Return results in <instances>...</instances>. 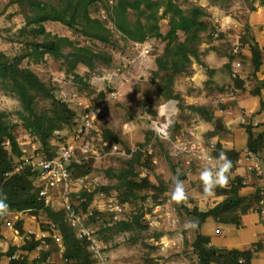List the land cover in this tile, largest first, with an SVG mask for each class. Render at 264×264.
Here are the masks:
<instances>
[{
  "label": "rangeland",
  "instance_id": "1",
  "mask_svg": "<svg viewBox=\"0 0 264 264\" xmlns=\"http://www.w3.org/2000/svg\"><path fill=\"white\" fill-rule=\"evenodd\" d=\"M16 1L0 0V51L12 60L26 55L29 51L19 31L26 26L27 17L32 15L27 3L19 4ZM40 1L59 6L62 0ZM173 1L187 13L193 7L203 9L208 17L205 18L208 24L211 27L214 25L212 33L200 34L197 44L198 51L202 54L201 61L216 71L211 82L205 84L209 77L194 58H191L189 73H181L174 78L173 90L183 102L182 111L179 110L178 100H166L162 97L159 79L163 74L158 72V75H154V72L158 71L156 58L165 52L166 42L158 38H149L143 43L123 40L107 13L108 9L116 5V0H99L90 9L92 18L100 20L111 33L110 44L92 40L57 22L44 23L45 30L52 35L68 37L76 45L89 46L95 52L106 51L112 55L111 65L100 66L95 72H90L82 64L77 66L75 73L83 78L86 85L73 74L65 73L66 63L63 60H55L46 55L39 63H33L27 57L22 61L23 67L28 66L43 83L54 89L57 99L65 102L77 113L70 126H63L55 131L49 150L58 154L62 148H66L75 164L90 165L92 168L89 174L81 176L83 182L80 184V190L91 194L94 192L92 201L86 210L82 207L84 199L77 200L73 197V202L80 212L81 224L89 227L92 238L100 242V247L107 257L102 264H147L148 261L150 264H198L193 247L197 232L185 230L183 227L185 221L193 220L188 210L197 207L200 211H208L225 199V196L217 193L215 197L205 199L202 194L199 173L206 164L202 157H214L212 152L215 148L210 149L211 142L215 145L220 143L221 150L232 148L239 152L240 162L237 159V167L230 174L229 183L238 176L243 178L244 187L240 190V195L245 198L242 206H249V212L258 214L261 225L257 230L264 229V163H256L254 159L245 161V155H248L246 144L240 147L234 141L235 138L231 139V135L224 136V131L236 135L242 129L245 130L247 125H243L241 119L250 115L258 123L252 128L253 131H264V88L256 100V96L252 94L256 88L261 87L260 81L264 79V58L262 66L254 74L249 50L252 41L243 45L241 40L248 35L255 39L260 48L264 47V5H261L260 0ZM133 13L129 12V19L135 21L136 16ZM161 13L162 10L158 15ZM169 20V15L159 20L163 34L169 30ZM183 39V33H179L175 41L178 43ZM238 45L241 63L237 62V54H233ZM244 50L248 51L249 55L245 56ZM230 55L234 56V60L229 70L226 64ZM237 64H241L240 75L234 78L231 74L237 69ZM197 69L201 70L202 74L197 72ZM239 77L243 81V89L237 85ZM239 100L241 101L237 106ZM165 104H168L167 108L174 109L171 115L166 110V116H170L172 121L169 139L166 140L160 139L153 132L149 122L150 118L164 119L165 116L160 115L159 110ZM189 105L208 107L213 112V121H205L187 108ZM34 106L37 113L50 112L52 108L51 101L40 96L36 98ZM148 109H156V115H149ZM94 110L99 111L97 119L90 116V112ZM0 112L5 113V121L11 127L24 155L36 157L44 154L38 137L24 128L20 118V113L23 112L20 100L1 84ZM87 121H90L91 126L80 132V128ZM105 131L116 134L121 142L111 144L106 141ZM212 133L217 134L213 139L209 137ZM146 135L149 141L142 146ZM4 145L6 150L10 151L8 140ZM113 145L118 148L114 150ZM149 148L152 151L150 154ZM135 155L138 160L135 165L137 178L148 176L155 185L159 184L168 189L160 194L158 202L152 197L154 192L150 190L137 192L136 199L127 197L126 202H121L119 198V195L124 194V190H112L108 194L95 192L101 186L117 184L118 180L110 177L107 170L116 172L126 168V161ZM249 166H259V173L251 172ZM176 177L184 181L189 196L188 202L183 204L182 208L171 200V189ZM142 212L144 214L141 223L146 225L147 229L134 226L127 231L117 230L118 222L131 220L135 214ZM14 214L16 212L8 211L0 222L2 239L10 246H22L30 238L36 240L35 236L43 231L47 232V235L52 234L48 230L50 226L43 212L21 213L20 220L14 219ZM250 215L244 220L243 228H238L235 224H228L233 225L232 227L227 226L208 218L201 225L199 232L209 237L212 247L237 249L238 239L243 241L239 233H249L250 237L256 234L254 225L248 224V221L257 220V216ZM4 219L15 223L16 228L22 221L23 233L17 234L8 229L4 226ZM66 224L71 227V222ZM71 228L76 234L77 229ZM216 230L221 232L216 233ZM156 232L161 233L160 238L152 237ZM46 244L43 249L49 250L50 261L60 264L62 258L55 249L57 244L47 240ZM0 249L3 252L7 250L5 245ZM17 253L28 260L38 255L34 251ZM259 257L261 260V255ZM9 261L8 257H4L0 264H9ZM258 263L257 260L254 264Z\"/></svg>",
  "mask_w": 264,
  "mask_h": 264
},
{
  "label": "trees",
  "instance_id": "2",
  "mask_svg": "<svg viewBox=\"0 0 264 264\" xmlns=\"http://www.w3.org/2000/svg\"><path fill=\"white\" fill-rule=\"evenodd\" d=\"M98 1L62 0L59 6L40 0L16 1L19 4L27 3L32 13L31 16L27 17L26 26L19 31V35L24 38L26 48L29 51L26 55L14 60L0 51V84L20 100L23 108L20 118L23 121L24 128L38 137L46 157L56 155L55 151L49 150L50 140L54 137L55 131L60 130L63 126H70L77 113L70 109L65 102L57 99L54 89L43 83L28 66L23 67L22 61L23 58L27 57L31 62L39 63L46 55L53 57L55 60H63L66 63L65 73L73 74L82 83L83 78L75 73L79 64L87 67L90 72H95L100 66L107 67L111 65L112 55L110 53L106 51L95 52L89 46L76 45L68 37L52 35L45 30L44 26L47 21L57 22L92 40L110 44L112 41L111 33L102 25L100 20L91 16L90 9ZM260 1L261 5H264V0ZM160 10H162V13L158 15ZM107 11L111 22L120 31L123 40L143 43L149 38H158L166 42L165 52L156 58L158 71L154 72V75H158V72L163 74L159 79L161 95L166 100H178L180 111L183 109V102L180 96L174 93V78L181 73H189L191 58H194L208 75L209 80L205 84L208 85L211 82L216 71L201 61L200 55L202 54L197 48L200 34L212 33L214 29V25L211 27L206 21L205 18L208 17L203 9L193 7L187 13L173 0H116V5ZM131 11L136 16L135 21L129 19V12ZM168 15L170 16L169 30L163 34L159 26V20ZM179 33H183L184 39L176 43L175 40L178 39ZM241 40H243V45L250 40L252 41V44L249 45L250 61L254 74H256L263 63L264 47L260 48L255 39L248 37V35L242 37ZM66 50L68 51L66 52ZM233 60L234 57L230 55L226 64L227 69L230 70ZM260 82L261 87L256 88L252 93L254 96L261 95V89L264 88V79ZM237 85L241 89L244 88L243 82H239ZM39 96L51 101L52 108L50 112H36L34 102ZM262 103L264 104V102ZM187 108L200 115L207 122H212L214 119L212 110L204 105H189ZM147 112L151 116L156 115L154 109H148ZM252 128H254L252 125L245 127L247 134L246 148L249 152L262 156L264 152V131L255 133ZM215 136H217L215 133L209 135L212 139ZM104 138L106 141H110L111 144L121 142L120 138L110 131L104 132ZM6 140L9 141L10 151H7L4 145ZM148 141L149 137L146 135L145 141L141 145H146ZM220 152H224L232 161L231 173L234 172L237 167V159L240 156L239 152L234 149L221 150L220 143H216L212 152L214 157ZM23 154L16 137L11 131V127L5 121V113L0 112V199L5 201L10 212L27 211L32 214L43 212L45 217L55 224L56 230L59 231L62 237V258L64 259L62 264H93L86 244L79 240L73 228L66 224L64 213L45 207L43 202L39 200L31 174L28 171H23L9 176L5 175L12 170L15 161ZM136 158L135 155L133 158L128 159L124 169L116 172L107 170V174L118 180V183L101 186L95 192L108 194L112 190H124V196L119 195V198L121 202H126L127 197L136 199L137 192L150 190L154 192L152 197L158 202L160 194L168 189L159 186V184L155 185L148 176L138 179L135 167L138 163ZM73 166L76 170L73 172L76 177L85 176L92 170L90 165H77L74 163ZM145 166L150 168L147 165ZM243 187V178L238 176L229 183L227 188H217L216 193L225 196V199L215 207L208 211H200L197 207L188 210L193 220L199 222L198 227L195 229L197 237L193 242L198 264H253V253L251 251L212 247L209 237L199 232L201 225L208 218H212L221 224H235L237 227L241 225V216L246 214L249 209V206H242L245 197L240 195V190ZM79 194L84 199L82 207L86 210L92 201L94 192L91 194L86 190H81ZM178 205L182 208L183 204ZM95 213L97 212L95 211ZM143 214V212L135 214L131 220H121L116 225L117 230L127 231L134 226L143 230L147 229V226L141 223ZM2 217L4 218V216ZM17 228L23 233L22 222L17 224ZM160 236L161 233L158 232L152 234L154 238H160ZM0 238H2L1 234ZM47 239L48 242L53 241L51 237ZM39 244V241L31 239L27 240L21 247L11 246L6 252L0 250V260L4 257L10 258L18 250L31 252ZM49 256L50 252L46 251L41 253L40 259L33 261L28 260L26 257L10 259L9 264H37L42 263ZM149 262L147 264H150Z\"/></svg>",
  "mask_w": 264,
  "mask_h": 264
},
{
  "label": "built area",
  "instance_id": "3",
  "mask_svg": "<svg viewBox=\"0 0 264 264\" xmlns=\"http://www.w3.org/2000/svg\"><path fill=\"white\" fill-rule=\"evenodd\" d=\"M239 45L235 48L233 51L234 55H239ZM241 64H237V69H235L232 72V77L236 78L238 75H240L239 67ZM237 91V89H235ZM163 106H167L168 104H165ZM161 107L159 110V114L164 115V119H152L150 118V127L152 128L153 132L160 138V139H169L170 135V127L172 125V121L170 116H166V107ZM99 115L98 110H94L90 112V116L93 119H97ZM87 116V115H86ZM241 123L244 125H252L253 127H256L258 125L257 121L253 119V117L250 115L249 117L243 116L241 119ZM91 126L90 121H87L83 125L82 128H80V132L83 131V129H87ZM159 129V131H157ZM112 148L116 150L118 148L117 145H113ZM215 148V143L211 142L210 149ZM70 151L66 148H62L60 153L56 154L52 157H46V155H37L34 157V155H22L20 158H18L13 167L12 170L8 173H6V176H9L14 173H21L23 171H28L31 174L33 185L38 193V198L41 200L45 207L52 208L56 211H62L65 216L66 222H71V227H74L77 229L76 236L84 241L87 244V248L90 252H92L95 259L104 260L106 261L107 257L105 253L102 251L100 247V242L98 239L92 238L91 236V230H89V227L83 226L80 221V212L77 210V206H75V203L73 202V197L77 200L82 199L80 197L79 192L80 190V184L83 182V179L81 177H76L73 172L75 167L73 164L75 163L73 161V158L71 157ZM152 151L149 148L148 153L150 154ZM248 155H245V161H250L254 159L256 163L262 162L264 163V156H258L248 151ZM34 157V158H33ZM240 160H242L240 158ZM238 162L239 158H238ZM237 162V163H238ZM259 166H249V170L254 173H259L258 170ZM83 200V199H82ZM263 212H261L262 214ZM21 213L14 214V219L20 220L19 217ZM3 217L0 216V222L2 221ZM4 226H7L8 229L14 230L17 234L20 233L18 229L15 227V223H12V221H5L4 219ZM49 227L51 235H47L45 231L38 233L35 237L36 240L40 241L39 246L36 248V252L43 249V245L46 244L48 236H50L53 239V242L57 244L58 247H60V251L62 250L61 246V237L59 232L55 228V224L51 222H47ZM47 230V231H48ZM48 231V232H49ZM216 233H220V230H216ZM6 249H9L10 244L7 241H3V239L0 240V247L4 246ZM14 246V245H12ZM17 246V245H15ZM95 254V255H94ZM37 256V255H36ZM23 258L22 255H19L18 253H15L12 256V259H21ZM242 262V261H240ZM185 264V263H184Z\"/></svg>",
  "mask_w": 264,
  "mask_h": 264
},
{
  "label": "clouds",
  "instance_id": "4",
  "mask_svg": "<svg viewBox=\"0 0 264 264\" xmlns=\"http://www.w3.org/2000/svg\"><path fill=\"white\" fill-rule=\"evenodd\" d=\"M163 107H166V110L168 111L169 115H171L174 112V109L167 108V106H163ZM156 108H157V105H156ZM157 131H159V129H157ZM202 158L206 162V164L203 167V169L200 171L199 178H200V181L202 184V194H203L205 199H209V198H213L216 196L217 188H227L228 187L229 181H230V173H231V170L233 168V163L224 152H220L215 157L210 156V155H204ZM171 200L176 202L177 204H186L189 200V196H188L187 190L185 188V183L179 177H176L173 180V187L171 189ZM16 213H27V211L16 212ZM7 214H8V205L5 203V201L3 199H0V216H5ZM20 222H22V221H20ZM47 222H51V221L48 220ZM198 223L199 222L197 220H188V221H185L183 227L185 228V230L192 231L198 227ZM16 229H18V228H16ZM60 237H61V234H60ZM0 239H2V238H0ZM31 239H33V238H30L29 240H31ZM36 241H38V240H36ZM47 241H48V239H47ZM61 246H62L61 251H60V247H56L55 249L58 250V252H59V254H61V258H62V252H63L62 237H61ZM17 247H21V246H17ZM36 248L33 250L34 252H36ZM86 248H87V244H86ZM7 250H5L4 252H6ZM87 250H88V248H87ZM1 251L3 252V250H1ZM18 251H21V250H18ZM46 251H49V250L41 249L40 251H37L38 255L35 256L32 259V261L36 260V259H40L41 253L46 252ZM88 252L91 255V259L93 261V264H98V263L102 264L103 263L101 261L100 262L94 261V260H97V261H99V260L94 258L92 252H90L89 250H88ZM50 257L51 256H49L42 263H37V264H55V263L50 261V259H49ZM10 259H12V256L9 258V260ZM29 260L31 261V259H29ZM63 261H64V259L62 258V261L60 264H62ZM104 264H105V262H104Z\"/></svg>",
  "mask_w": 264,
  "mask_h": 264
},
{
  "label": "crops",
  "instance_id": "5",
  "mask_svg": "<svg viewBox=\"0 0 264 264\" xmlns=\"http://www.w3.org/2000/svg\"><path fill=\"white\" fill-rule=\"evenodd\" d=\"M262 9H264V7ZM262 46H264V45H262ZM244 53H245V56L249 55V52L246 51V50H244ZM241 59L238 56L237 62L240 61V63H241ZM196 71L200 72L202 74L201 70L197 69ZM237 80H239V82H243L240 77L237 78ZM257 98L258 97L256 96L255 100ZM241 100H239L237 102V106L239 105V102ZM255 102L253 104H255ZM226 135H227V137H228V135H231V139L235 138L236 140H234V141H236V143H238L240 145V147H244V145L247 142V134H246L244 129H242V131L240 133L238 132L236 135L228 134V131H224V136L226 137ZM241 176H243V175H241ZM249 210H251V208ZM249 210H247L246 214L241 216V225L238 228L245 227L244 222L248 219L249 216H251L250 214H253V215L257 216V220L248 221V224H253L254 225L253 230L254 231L256 230V234H255V236L250 237L251 234H249V233H239V235H241V237L243 238V241H241V238L238 239L237 245H239L238 246L239 248H237V249L240 250V251H251L253 253V264L257 260L259 261L258 264H264V229L260 230V231L257 230L259 228V226L261 225V223H260L261 221L258 218V214L254 213V212H249ZM224 225L231 226V227L233 226V225H228V224H224ZM240 232H242V231H240ZM229 249H232V248H229ZM260 255H261V260L259 259Z\"/></svg>",
  "mask_w": 264,
  "mask_h": 264
}]
</instances>
